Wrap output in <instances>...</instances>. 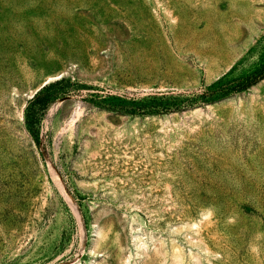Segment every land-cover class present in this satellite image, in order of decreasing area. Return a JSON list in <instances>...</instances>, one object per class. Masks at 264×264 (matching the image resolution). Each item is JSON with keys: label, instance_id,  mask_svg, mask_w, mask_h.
Segmentation results:
<instances>
[{"label": "rangeland", "instance_id": "rangeland-1", "mask_svg": "<svg viewBox=\"0 0 264 264\" xmlns=\"http://www.w3.org/2000/svg\"><path fill=\"white\" fill-rule=\"evenodd\" d=\"M0 264H264V0H0Z\"/></svg>", "mask_w": 264, "mask_h": 264}, {"label": "trees", "instance_id": "trees-1", "mask_svg": "<svg viewBox=\"0 0 264 264\" xmlns=\"http://www.w3.org/2000/svg\"><path fill=\"white\" fill-rule=\"evenodd\" d=\"M248 82H249V80H248ZM248 82H247L246 84H244L243 86H244V87L247 86V85H248Z\"/></svg>", "mask_w": 264, "mask_h": 264}]
</instances>
